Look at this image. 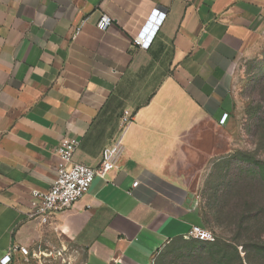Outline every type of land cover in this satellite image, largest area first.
I'll return each instance as SVG.
<instances>
[{"label":"crops","instance_id":"crops-1","mask_svg":"<svg viewBox=\"0 0 264 264\" xmlns=\"http://www.w3.org/2000/svg\"><path fill=\"white\" fill-rule=\"evenodd\" d=\"M263 48L264 0H0V259L23 246L11 264H56L71 244L79 264H155L206 228L197 195L228 157L239 66ZM126 110L117 168L44 223L32 191L51 188L62 140L97 167Z\"/></svg>","mask_w":264,"mask_h":264},{"label":"rangeland","instance_id":"rangeland-1","mask_svg":"<svg viewBox=\"0 0 264 264\" xmlns=\"http://www.w3.org/2000/svg\"><path fill=\"white\" fill-rule=\"evenodd\" d=\"M232 98L231 119L224 130V155L228 157L209 166V191L196 195L207 224L204 229L228 246L238 247L244 258V244L250 246L251 240L257 243L255 237L259 236L264 241V48L257 58L239 66ZM243 217L247 220L241 225ZM201 245L195 240L173 241L155 264H212L205 252L201 253V249L207 252V246L204 249ZM250 252L253 264H264V252L256 247H250ZM78 255V250L67 244L63 255H57L56 264H79Z\"/></svg>","mask_w":264,"mask_h":264},{"label":"built area","instance_id":"built-area-1","mask_svg":"<svg viewBox=\"0 0 264 264\" xmlns=\"http://www.w3.org/2000/svg\"><path fill=\"white\" fill-rule=\"evenodd\" d=\"M112 25V19L107 14H103L97 23L98 30L105 32ZM156 18L148 22V32L151 28H157ZM135 45L147 49L149 46L148 33L141 34L134 41ZM229 114H224L220 123L226 124ZM134 121V114L128 110L124 111L120 120V133L118 138L106 147L101 156L100 164L97 167H89L82 164L73 163V157L80 142L75 138H64L59 145L56 154L58 165L56 178L51 188L46 192L38 190L32 191V196L36 200V216L44 223L48 222L49 216L55 212L71 209L90 190L96 177L106 178L109 173L117 168V164L124 148V136ZM134 183L133 187H137ZM186 239H196L199 241L214 242L215 236L212 232L201 226H193L191 231L185 236ZM13 251H19L28 256L29 250L26 247H15L12 252L0 259V264H11Z\"/></svg>","mask_w":264,"mask_h":264},{"label":"trees","instance_id":"trees-1","mask_svg":"<svg viewBox=\"0 0 264 264\" xmlns=\"http://www.w3.org/2000/svg\"><path fill=\"white\" fill-rule=\"evenodd\" d=\"M224 162V161H223ZM221 163V162H220ZM221 209V207H220ZM246 218H242L240 219V224L242 225V223H245L246 222ZM242 226H240L239 228H241ZM214 235V234H213ZM215 236V235H214ZM254 239V238H252ZM256 242H253L254 240H251L252 241V244L250 246H245L244 244V249L245 251H243L245 253V256L244 258L241 257V253H239L238 251V247L234 246H228V242L226 243L224 240H220L218 237L215 236V241L214 242H205V241H199V240H196V239H190V240H195L197 244H203L201 245L202 247L201 248H206L207 252L203 249H201V253L205 252L204 255H207L209 257V259L212 261V264H253L252 260H251V252H250V247L254 248H258V250L260 252H264V241H261L260 239V236L259 237H255ZM182 240V239H180ZM176 241V240H175ZM218 243H222V244H218ZM218 245V248L216 247ZM219 245H220V248H219ZM233 248V252L229 253L228 252V249L229 248ZM246 247L249 248L246 249ZM219 249V250H218ZM230 256V258H229ZM232 260H236L237 263H232Z\"/></svg>","mask_w":264,"mask_h":264}]
</instances>
